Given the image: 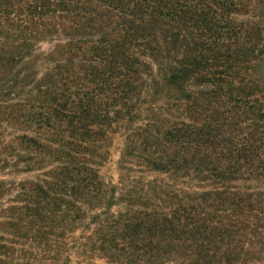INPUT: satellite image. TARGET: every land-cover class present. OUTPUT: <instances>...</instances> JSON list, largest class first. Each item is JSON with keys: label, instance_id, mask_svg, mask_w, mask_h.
<instances>
[{"label": "trees", "instance_id": "16d2710c", "mask_svg": "<svg viewBox=\"0 0 264 264\" xmlns=\"http://www.w3.org/2000/svg\"><path fill=\"white\" fill-rule=\"evenodd\" d=\"M0 264H264V0H0Z\"/></svg>", "mask_w": 264, "mask_h": 264}, {"label": "rangeland", "instance_id": "374dc122", "mask_svg": "<svg viewBox=\"0 0 264 264\" xmlns=\"http://www.w3.org/2000/svg\"><path fill=\"white\" fill-rule=\"evenodd\" d=\"M113 168H115V167H113Z\"/></svg>", "mask_w": 264, "mask_h": 264}]
</instances>
